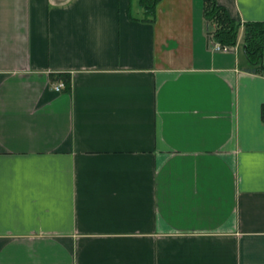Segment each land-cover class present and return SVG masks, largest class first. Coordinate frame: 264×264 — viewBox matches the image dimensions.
Masks as SVG:
<instances>
[{
  "label": "crops",
  "instance_id": "0c3cea01",
  "mask_svg": "<svg viewBox=\"0 0 264 264\" xmlns=\"http://www.w3.org/2000/svg\"><path fill=\"white\" fill-rule=\"evenodd\" d=\"M214 43L203 0H0V264H264V73Z\"/></svg>",
  "mask_w": 264,
  "mask_h": 264
},
{
  "label": "trees",
  "instance_id": "16d2710c",
  "mask_svg": "<svg viewBox=\"0 0 264 264\" xmlns=\"http://www.w3.org/2000/svg\"><path fill=\"white\" fill-rule=\"evenodd\" d=\"M159 0H139L144 15L152 17L155 5ZM203 13L211 38L222 45L235 46L240 29H243L242 51L247 60L249 71L264 73L262 53L264 50V21L239 22L232 18L227 10L216 0H203ZM211 26V27H210ZM65 78V75H63ZM52 79L54 76L52 75ZM67 81V79H64Z\"/></svg>",
  "mask_w": 264,
  "mask_h": 264
},
{
  "label": "built area",
  "instance_id": "2783aa9c",
  "mask_svg": "<svg viewBox=\"0 0 264 264\" xmlns=\"http://www.w3.org/2000/svg\"><path fill=\"white\" fill-rule=\"evenodd\" d=\"M213 50L214 51H219V52H230L235 50V46H228V45H222L218 42L213 44ZM63 87V83H57L54 85V89L56 91H59Z\"/></svg>",
  "mask_w": 264,
  "mask_h": 264
},
{
  "label": "rangeland",
  "instance_id": "374dc122",
  "mask_svg": "<svg viewBox=\"0 0 264 264\" xmlns=\"http://www.w3.org/2000/svg\"><path fill=\"white\" fill-rule=\"evenodd\" d=\"M211 27V26H210Z\"/></svg>",
  "mask_w": 264,
  "mask_h": 264
}]
</instances>
